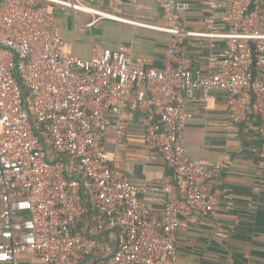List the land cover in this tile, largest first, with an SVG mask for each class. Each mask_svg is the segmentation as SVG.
<instances>
[{
	"label": "built area",
	"instance_id": "built-area-1",
	"mask_svg": "<svg viewBox=\"0 0 264 264\" xmlns=\"http://www.w3.org/2000/svg\"><path fill=\"white\" fill-rule=\"evenodd\" d=\"M153 2L163 25L83 0H0V264H178L181 216L216 220L222 199V165L192 158L185 139L196 94L208 104L225 91L234 125L257 119L264 171L261 0H207L206 32L186 29L173 0ZM54 6L90 15L88 26L103 19L168 35L163 67L134 61L124 46L90 58L69 52ZM193 38L216 43L201 68L188 50ZM128 113L141 116L145 159L158 154L173 171L160 218L148 185L133 183L104 146L111 130L121 149ZM84 201L92 229L81 227ZM102 232L112 246L95 236Z\"/></svg>",
	"mask_w": 264,
	"mask_h": 264
},
{
	"label": "crops",
	"instance_id": "crops-1",
	"mask_svg": "<svg viewBox=\"0 0 264 264\" xmlns=\"http://www.w3.org/2000/svg\"><path fill=\"white\" fill-rule=\"evenodd\" d=\"M83 1L123 18L164 24L153 0ZM206 1L173 0L186 29L207 31ZM261 5L264 10V0ZM53 10L69 52L90 58L104 48L124 46L134 61L141 57L148 60L146 67H163L168 35L103 19L88 26L93 21L88 14H74L57 6ZM187 44L195 68L206 66L216 50V43L207 38H193ZM189 105L194 112L185 133L189 153L194 159L222 165L218 182L222 199L216 220L181 216L178 264H264V171L258 165V121L252 118L243 125H234L228 113L227 93L221 90L213 93L208 104L196 94ZM125 120L128 130L121 149L118 151L111 130L105 134L104 146L113 158L112 164L124 170L133 183L148 185L152 215L160 218L174 189L173 171L158 154L145 159L141 116L128 113Z\"/></svg>",
	"mask_w": 264,
	"mask_h": 264
},
{
	"label": "trees",
	"instance_id": "trees-1",
	"mask_svg": "<svg viewBox=\"0 0 264 264\" xmlns=\"http://www.w3.org/2000/svg\"><path fill=\"white\" fill-rule=\"evenodd\" d=\"M84 205L86 207V211L84 213V222L82 223L81 227L83 230H86L87 226H91V229L94 227V222L92 221V219L95 217V213L93 208H91L86 201H84ZM98 234H96L95 236L98 237L100 240L107 242L110 246L113 245L112 242H110L108 235H106L105 233H100L99 236H97ZM94 237V236H93ZM1 241V239H0ZM96 264H101V262L96 261Z\"/></svg>",
	"mask_w": 264,
	"mask_h": 264
},
{
	"label": "water",
	"instance_id": "water-1",
	"mask_svg": "<svg viewBox=\"0 0 264 264\" xmlns=\"http://www.w3.org/2000/svg\"><path fill=\"white\" fill-rule=\"evenodd\" d=\"M172 5H173V7H175L174 2L172 3ZM62 157L64 158V156H62ZM117 246H118V244L116 245V247L114 248V250L117 248ZM113 254H114V252L111 253V255H110L109 257H112ZM107 258H108V257H107ZM107 258H101V259H102V260H106ZM85 261H86V259H84V260L81 262V264H85Z\"/></svg>",
	"mask_w": 264,
	"mask_h": 264
},
{
	"label": "rangeland",
	"instance_id": "rangeland-1",
	"mask_svg": "<svg viewBox=\"0 0 264 264\" xmlns=\"http://www.w3.org/2000/svg\"><path fill=\"white\" fill-rule=\"evenodd\" d=\"M66 49L68 50V48L66 47ZM69 51V50H68Z\"/></svg>",
	"mask_w": 264,
	"mask_h": 264
}]
</instances>
